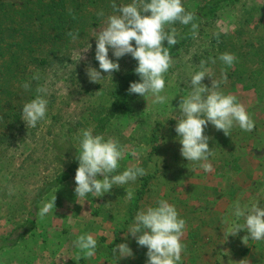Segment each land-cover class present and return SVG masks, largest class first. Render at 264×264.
<instances>
[{"label": "rangeland", "instance_id": "374dc122", "mask_svg": "<svg viewBox=\"0 0 264 264\" xmlns=\"http://www.w3.org/2000/svg\"><path fill=\"white\" fill-rule=\"evenodd\" d=\"M200 2L182 0V5L186 12L194 11ZM108 16L73 44L67 52L69 61L47 66L40 75L38 88L47 89L46 93L37 92V96L48 101L45 119L35 128H27L17 146L0 159V238L25 227L35 195L52 175L68 165L69 159L52 150L53 140L65 148L69 145L65 140L71 138L79 148L81 130L93 132L94 118L105 113L111 103L109 90L116 72L132 66L130 54L117 60L110 49L109 59L119 63L120 70L111 76L101 71L104 78L99 83L89 81L88 67L100 71L95 59L94 32L106 26ZM171 27L177 30L179 25ZM223 53L234 54L232 66L219 60ZM80 55L83 58L78 61ZM172 60L164 74L165 88L161 93L166 102L153 104V97L145 99L133 94L130 101L133 112H118L102 134L105 140L118 141L125 150L113 174H121L129 167H142L146 174L134 182L113 186L101 197L88 194L83 199L77 198L74 178L51 191L37 210L54 196L55 208L43 218L35 214L33 228L22 234L16 245L0 251V264L35 260L43 264H146L147 248L138 246L127 231L137 212L157 206L159 200L175 206L178 217L185 220L181 238L185 248L179 264H264V240L249 238L245 244L246 229L236 236L224 235L228 227L225 219L236 220L232 213L237 201L242 207L258 203L264 208V0L225 4ZM201 60L206 62L205 68L211 70L215 80H221V71H225L227 80L220 83L219 91L234 95L254 121L252 131L234 126L228 136L211 123L205 127L204 135L210 138L208 144L212 151L206 161L212 166L211 172L200 167L204 161L188 162L182 157V145L175 132L179 103L191 91L190 79L201 70ZM212 78L205 76L202 83L211 87ZM134 151L139 155L133 156ZM10 188L12 195H9ZM128 189L133 190L131 200L125 198ZM69 198L77 199V204H71L77 212L82 206L89 213L95 212L91 215L93 218L82 220L66 214ZM236 222L244 224L245 221L240 218ZM108 229L111 235H103ZM85 234L97 241L91 258L85 257L73 244L78 236ZM101 235L106 238L101 239ZM121 243L131 248L132 257L118 258L113 254V248Z\"/></svg>", "mask_w": 264, "mask_h": 264}, {"label": "clouds", "instance_id": "9594fccd", "mask_svg": "<svg viewBox=\"0 0 264 264\" xmlns=\"http://www.w3.org/2000/svg\"><path fill=\"white\" fill-rule=\"evenodd\" d=\"M112 7L119 15L108 16L106 26L94 32L95 59L99 63L100 71L88 67L86 74L89 81L99 83L104 78L101 71L111 76V73L120 70L119 63L109 59L110 49L117 60L130 54L138 62L134 72L140 77V82H132L128 93L138 94L145 99L151 96L153 104H164L166 97L161 95L165 88L164 74L173 63L169 49L180 42L176 28L171 25L176 22L183 25L191 24V35L196 38L199 25L193 22L196 19L195 15L185 11L182 0L150 2L133 0L131 4L119 7L113 3ZM98 15L103 16L104 13L100 12ZM67 35L75 41L79 34L69 32ZM165 40L168 47H164ZM90 47L91 45L84 52ZM82 58L80 55L78 61ZM235 59L234 54L230 53L219 56V60L227 66H232ZM212 62L215 63V60ZM205 63L201 60L199 63L201 70L191 76V91L181 98L179 112L174 120L175 132L182 145L180 148L182 157L188 162L204 161L200 167L205 172H211L212 166L206 161L212 155V151L208 144L210 138L204 135L205 127L211 123L217 131H223L228 136L234 126L243 131H252L254 121L234 95H224L219 91L220 83L227 80L225 71H221V80H215L212 78L211 70L205 68ZM205 76L212 78L211 87L202 83ZM22 87L28 90L30 85L25 83ZM37 92L46 93L47 89L40 87L37 88ZM47 104L48 101L38 95L23 105L21 119L27 128H35L39 121L45 119ZM124 155L125 150L118 141L112 138L105 140L102 135H93L91 129L81 130L79 152L75 157L79 162L74 177L76 197L83 199L88 194L101 197L109 193L113 186H123L146 174L142 167H129L121 174H113ZM137 155L139 154L134 151L133 156ZM98 175L103 178L98 179ZM12 194L13 190L10 188L9 195ZM125 198L127 200L133 198L132 189L126 190ZM55 199L54 196L51 201L43 203L36 211V215L43 218L49 214L55 208ZM232 215L236 220L224 221L228 224L224 232L226 238L229 235L236 236L241 230L246 229L248 235L243 237L244 243L249 238L255 241L264 240V208L258 203L242 207L237 201ZM240 218H244V224L236 222ZM184 229L185 220L178 217L175 206L165 200H159L157 206H149L137 212L134 223L129 226L127 232L135 238L138 246L147 248L146 264H179L185 248L181 243ZM73 244L85 257L91 258L95 255L97 241L92 235H80ZM112 251L118 258L133 256L131 248L126 243L117 245Z\"/></svg>", "mask_w": 264, "mask_h": 264}, {"label": "trees", "instance_id": "16d2710c", "mask_svg": "<svg viewBox=\"0 0 264 264\" xmlns=\"http://www.w3.org/2000/svg\"><path fill=\"white\" fill-rule=\"evenodd\" d=\"M132 0H0V159L7 151L16 147V142L27 132L22 118V107L37 97L40 75L47 66L64 64L70 60L69 49L73 44L85 38L92 26H97L106 16L116 12L112 4L118 7ZM239 0H202L192 12L199 25L198 34L206 21L216 16L225 5ZM150 2V0H145ZM103 12L100 16L98 13ZM177 29L179 43L170 50L171 57L178 56L195 38L191 35V24L179 22ZM77 33L78 38L68 36ZM197 37V36H196ZM219 41V37L214 38ZM134 46H135V42ZM168 47L167 41L163 42ZM138 62L133 59L132 66L124 72H116L113 86L109 90L111 103L105 113L97 115L93 135H102L107 124L120 111L133 112L130 101L133 94L128 93L132 82L140 77L134 72ZM34 77H39L35 79ZM28 83V90L22 85ZM67 147H60L57 140L52 142V150L70 161L68 165L52 175L50 180L35 195L31 210L23 228L0 238V251L16 245L20 236L29 232L34 224V216L39 203L54 188L73 177L79 166L75 158L79 148L71 138H67ZM147 180V178H145ZM146 183V182H145Z\"/></svg>", "mask_w": 264, "mask_h": 264}, {"label": "crops", "instance_id": "0c3cea01", "mask_svg": "<svg viewBox=\"0 0 264 264\" xmlns=\"http://www.w3.org/2000/svg\"><path fill=\"white\" fill-rule=\"evenodd\" d=\"M64 159H67V158H64ZM75 177V175L73 176V177H71L70 179H68V180H66L65 182H63L62 184H60L58 187H56V188H54L53 190H55V189H58L59 187H61V186H63V185H65V184H67L71 179H73ZM52 190V191H53ZM51 192V191H50ZM49 192V193H50ZM48 193V194H49ZM47 196V195H46ZM45 196V197H46ZM45 197L43 198V200L45 199ZM42 200V201H43ZM68 200V204H70V207H68L67 208V211H66V214H68L69 216H73V217H78L79 219H82V220H90V219H92L93 217L91 216L92 215V213H95V212H92L91 211V213H89V212H87V208H85L84 206H82V210L80 211V212H77V210L76 209H74L75 208V205H73V207L71 206V204H77V199H72V198H69V199H67ZM73 200V201H72ZM41 201V202H42ZM40 202V203H41ZM39 203V204H40ZM64 204H67V203H64ZM89 215V216H88ZM113 230V229H112ZM116 230V228L114 229V232L116 233L117 231H115ZM114 232H112L113 234H114ZM103 235H105V236H110L111 235V232L109 231V229L106 231V232H104L103 233ZM106 237H104V236H102L101 235V239H105ZM246 248H248V247H246ZM245 261H247L246 259H244ZM12 264H18V263H16V262H14V263H12ZM20 264V263H19ZM21 264H43V263H41V261H23Z\"/></svg>", "mask_w": 264, "mask_h": 264}]
</instances>
